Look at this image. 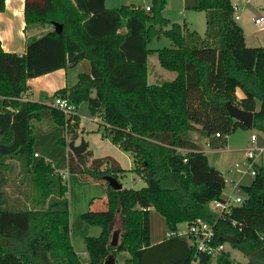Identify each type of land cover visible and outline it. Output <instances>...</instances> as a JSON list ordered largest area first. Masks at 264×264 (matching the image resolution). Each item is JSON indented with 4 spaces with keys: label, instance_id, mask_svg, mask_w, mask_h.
<instances>
[{
    "label": "trees",
    "instance_id": "obj_1",
    "mask_svg": "<svg viewBox=\"0 0 264 264\" xmlns=\"http://www.w3.org/2000/svg\"><path fill=\"white\" fill-rule=\"evenodd\" d=\"M166 4L152 0L147 11L135 5L109 8L106 0H25V30L39 33L27 35L22 54L5 50L0 39V264H104L121 251L130 253L131 264H190L196 248L187 236L152 243L151 208L165 217L170 231L199 219L215 223L214 245L240 249L249 257L242 264L264 263V165L256 163L252 181L239 185L246 201L219 216L211 202L223 199L227 184L200 143L207 138L213 148L224 147L229 133L247 128L230 115L228 101L254 112V129L264 133V46L247 45L231 0H198L196 8L206 12L205 36L166 18ZM5 8L6 0H0V12ZM54 22L62 24L60 32ZM162 34L174 46L150 48ZM154 52L175 78L149 83L148 56ZM83 59L91 72H81L74 85L49 99L62 96L77 106L88 101L91 113L103 116L113 142L133 155L134 170L146 182L122 189L109 184L108 208L81 214L101 227L98 236L86 237V262L72 244L64 175L50 161L34 159L31 120L45 108L59 125L67 119L50 104L23 98L29 78ZM91 155L69 150V171L118 179L124 172L114 158ZM11 159L20 161L22 181L28 179L30 187L25 200L12 204ZM116 228L120 240L113 246ZM202 260L208 264L211 256L202 253ZM217 262L231 264V252L222 251Z\"/></svg>",
    "mask_w": 264,
    "mask_h": 264
},
{
    "label": "rangeland",
    "instance_id": "obj_2",
    "mask_svg": "<svg viewBox=\"0 0 264 264\" xmlns=\"http://www.w3.org/2000/svg\"><path fill=\"white\" fill-rule=\"evenodd\" d=\"M152 0H106L107 7L117 8L123 5L146 6L151 5ZM234 4L239 5V9L235 12L239 13L241 19L238 22L245 21L247 31L251 34L256 33V38L251 43H259V39L264 36V30L253 21V17L263 13L264 14V0H232ZM198 0H167V4L163 9V15L172 22L186 23L191 29H195L199 34L205 36L207 22L206 12L196 8ZM150 48L159 49L163 47H173V41L165 36L155 37L149 42ZM149 67L152 70L155 65L161 68L160 80L167 81L173 79L175 71L164 68L158 59L157 52L149 55ZM76 66V67H75ZM70 70L82 71V66H70ZM162 83V82H161ZM160 83V84H161ZM48 110V111H47ZM77 123L71 125H59L54 121L51 109L46 108L42 110L39 118L31 120L33 129V136L35 138L34 151L38 156L34 159L44 158L50 161L56 171L64 175L65 183L68 190L66 196L69 201L70 211V228L72 244L83 258L88 261L86 256V237L98 236L101 233L99 225H93L82 219L81 214L89 208V202L94 196L105 195V188L99 184L90 181L84 174L69 171L68 155L70 143L75 141L76 144L83 140L87 143V150H90L91 157H112L119 162L124 169L122 174H119V180L127 188H140L146 184L145 181L138 179L139 174L134 170V158L129 151L120 148L112 140V134L107 128V124L100 115H93L89 108L88 101H82L78 104ZM78 135L73 138L74 132ZM252 134L258 137L257 141L251 140ZM191 136L198 138L199 135L195 131L191 132ZM63 138L65 144L59 142ZM200 138V137H199ZM227 143L224 147L213 148L208 145L204 138L200 140L204 145V152L209 158L211 165L218 167L229 179L235 178L241 184H249L252 181V175L247 174L241 177V173L237 172L236 164L246 167L245 152L250 147L263 146L264 147V133L250 128L239 127L228 134ZM263 144V145H262ZM264 153L258 157L257 162L262 163ZM12 168L9 172L10 183L8 191L10 195L11 204L15 202L16 198L25 200L24 190L30 188L28 179L22 181L21 164L18 159H11ZM262 165V164H261ZM133 169V170H132ZM230 186L227 184L226 193H230ZM120 223V219L117 220ZM185 226V224H183ZM226 250L231 252V264H242L249 260L240 249L232 247L229 243L225 244ZM130 257L128 251H121L117 253L116 259L118 264H131L127 261ZM264 264V263H262Z\"/></svg>",
    "mask_w": 264,
    "mask_h": 264
},
{
    "label": "crops",
    "instance_id": "obj_3",
    "mask_svg": "<svg viewBox=\"0 0 264 264\" xmlns=\"http://www.w3.org/2000/svg\"><path fill=\"white\" fill-rule=\"evenodd\" d=\"M248 1H250V0H248ZM106 6H107V4H106ZM24 10H25V0H6V8L4 11L0 12V39L2 41V45H3L4 49L7 51H13V52H17L19 54L24 53L25 49H26L27 35H29L31 33H39V31H37L36 29H33L30 32L29 31L27 32L25 30V24L26 23H25ZM235 14H237L239 16V18L236 19L238 22V19H241V16L239 13L235 12ZM261 14H263V13H261ZM258 15H260V14H258ZM258 15L253 17V21H254L255 17H257ZM238 23L242 26V28L244 30L245 39H246V43L248 46H252V47L253 46H264V36H262L259 39V41H260L259 43H257V44L251 43L250 41H254V38H256V33L252 32L250 34L247 31V27L245 25L244 20L242 22L240 21ZM258 27H261L260 30H262V31L264 30V25L258 26ZM48 29H50V27L43 29L42 32H46ZM148 60H149V56H148ZM79 64H80V66H82V71H77V72L75 71L74 72V70L73 71L70 70V69H74V68H70V66H67L65 68H60V69H57V70H54V71H51V72H48L45 74H41V75L29 78L28 79L29 88L24 93L23 98L28 99V100L44 102V103L48 104V102L50 100L49 96L52 95L56 90L63 88V87H70V86L74 85L77 82L78 75L81 72H86V73L91 72V63L88 59H83V60L79 61L76 65H79ZM156 65L152 70H150L149 62H148V81L150 84H160L161 82H163L160 80V75H161L160 71H162V70H160L161 68H159V66H156ZM175 76L170 77V78H175ZM169 80H171V79H169ZM236 93H237V96L239 98H242L244 96V92L240 88H237ZM260 106H261V102L257 101V109H259ZM45 109H43V110H45ZM204 139L207 142V144L210 145L208 142V139L207 138H204ZM257 139H258V137H256L255 141H257ZM251 140H252V138H251ZM202 147L204 149L205 146L202 145ZM256 163H258V162H256ZM10 164H11V162H10ZM258 164H260V163H258ZM261 164L264 165V157L262 159ZM134 167H135V163H134L133 168ZM11 168H12V164H11ZM216 168H218V167H216ZM78 174L86 175V178H89L90 181H94V183L96 182V183L101 184L106 190L105 195H99V196L92 197V199L89 202L90 210H105V209H107L108 208V185H109L108 181L105 178H95V177H93L87 173H78ZM240 178H242V177H240ZM138 179L144 181V179L142 178L141 175H139ZM233 179H235V178H233ZM123 187H124V185H123ZM150 223H151V241H152V243H157V242L162 241L166 237V233L168 231V224L166 222L165 217L162 214H160L158 211H156L154 208H151ZM86 256H88L87 250H86Z\"/></svg>",
    "mask_w": 264,
    "mask_h": 264
},
{
    "label": "built area",
    "instance_id": "obj_4",
    "mask_svg": "<svg viewBox=\"0 0 264 264\" xmlns=\"http://www.w3.org/2000/svg\"><path fill=\"white\" fill-rule=\"evenodd\" d=\"M234 8L239 9L238 4H234ZM147 11L150 10V6H146ZM239 18L235 14V19ZM255 23L258 26L264 25V14H260L254 19ZM48 104L58 108L62 111L67 119L68 125L73 127L75 124V116L77 115L78 106L72 103L68 98L58 96L54 99L49 100ZM65 124V125H66ZM217 136L220 135L219 132L216 133ZM252 140H256V135H252ZM264 153L263 146L250 147L246 150L245 153V164L246 167L236 164L237 172L241 173V177L251 174L253 177L256 174L255 164L258 157ZM38 156V153H35ZM222 172V171H221ZM222 174L225 177L226 184H229L231 190L230 193H226L224 190L223 199L213 200L211 202V208L219 214V216H224L229 213L233 206L240 205L244 202L245 194H243L239 188L240 181L233 178H228L223 172ZM185 224V226H183ZM178 234L181 236H187L190 239V243L196 248V254L190 264H205L202 260V253H206L211 256V261L208 264H218L217 257L218 255L226 250L225 244L214 245L213 239L215 238V223H211L204 220H197L193 223H182L179 225L177 231L168 230L166 237ZM87 264V263H86Z\"/></svg>",
    "mask_w": 264,
    "mask_h": 264
},
{
    "label": "water",
    "instance_id": "obj_5",
    "mask_svg": "<svg viewBox=\"0 0 264 264\" xmlns=\"http://www.w3.org/2000/svg\"><path fill=\"white\" fill-rule=\"evenodd\" d=\"M54 29L58 32L62 30V24L58 22L53 23ZM227 108L230 115L235 118L236 120L242 122L247 128L253 129L254 128V112L245 110L236 106L235 104L231 103L230 101L227 102ZM70 149L74 155H79L84 153L87 150V143L83 140L80 144H75L74 141L70 143ZM108 183L114 189H122L123 183L113 175H106L104 177ZM246 200H244L245 202ZM120 228H116L113 231L112 238L110 244L116 246L120 240ZM104 264H117L115 254L111 253L107 256L104 261Z\"/></svg>",
    "mask_w": 264,
    "mask_h": 264
}]
</instances>
